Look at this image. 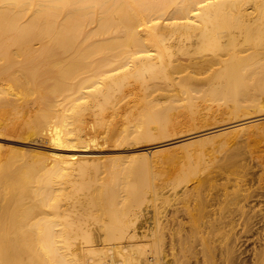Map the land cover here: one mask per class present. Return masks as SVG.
Masks as SVG:
<instances>
[{"label":"bare ground","instance_id":"1","mask_svg":"<svg viewBox=\"0 0 264 264\" xmlns=\"http://www.w3.org/2000/svg\"><path fill=\"white\" fill-rule=\"evenodd\" d=\"M263 101L264 0H0V137L23 143L0 144V264H183L188 252L194 264H264V241L250 256L240 250L235 226L243 218L247 232L254 216L243 205L214 211L207 225L218 240L202 255L198 215L190 231L162 224L208 168L203 143L255 134ZM177 108L250 117L174 140ZM172 144L184 162L157 179L177 159L161 156ZM125 145L128 154L93 153ZM221 159L231 171L239 158Z\"/></svg>","mask_w":264,"mask_h":264},{"label":"rangeland","instance_id":"2","mask_svg":"<svg viewBox=\"0 0 264 264\" xmlns=\"http://www.w3.org/2000/svg\"><path fill=\"white\" fill-rule=\"evenodd\" d=\"M263 104H264V101H263ZM263 104L261 103V107H259L258 108V110L259 111H257V109L256 110H254V112L255 111H257V112H255V114L256 115H254V113L252 114V112H250L249 114H252V116L254 115V116H260V115H263L264 114V112H262L263 110H264V106H263ZM202 105H205V104H202ZM203 107V106H202ZM263 108V109H262ZM205 109H208V108H204V111H206ZM213 109H215V107L213 108ZM222 109V108H221ZM262 109V110H261ZM222 110H220L219 112L217 111V113H216V111L214 112V113H211V114H213V115H209V113H208V115L207 114H205V115H203V118H200L201 116H197V117H191L189 114H187L186 113V111H185V109H183V108H177V109H174L173 111H172V113H173V115H176L177 116V119H179V121L180 122H178L177 121V119H176V123L178 124V128H177V130L173 133L174 134V136L176 137H173V135H172V137L174 138V140H176V139H179V138H181L182 136H181V134L182 135H185L186 136V134H188V135H191V134H194V133H199V132H202V131H205V130H208L207 129V126H210V129L211 128H217V127H220V126H223V123H225L224 125H227V124H230V123H233V122H236V121H238L239 119H242L243 117L244 118H247V117H250V116H246L245 117V115H243V117H235L234 116V118H229V117H227V116H229V115H225L224 113H222L221 112ZM261 112V113H260ZM258 113H259V115H258ZM215 114V115H214ZM221 114H222V116H221ZM185 116L187 117L188 116V118H189V116H190V120L188 119H186L185 118ZM207 116V119L206 118H204V117H206ZM210 116H212V117H210ZM217 116V117H216ZM219 116H221L220 118H219ZM215 117V118H214ZM222 117H224V118H222ZM227 117V119H225ZM181 118H183V119H181ZM209 118V119H208ZM216 119L215 121H213V119ZM218 118V119H217ZM243 118V119H244ZM212 119V120H211ZM220 119V120H219ZM228 119L229 120H231V122H229L228 121ZM235 119V120H234ZM238 119V120H237ZM188 122H187V121ZM218 120V121H217ZM222 120V121H221ZM234 120V121H233ZM219 122V123H217V122ZM229 123H228V122ZM264 119L263 120H261V121H259V125H260V128H258L259 130H257V129H255L254 128V130L252 131V132H250V133H253V132H256L257 133V135H255L254 133V135L253 134H249V133H247V135L245 134V133H238L237 135H236V139H234V140H232L233 139V136L231 137L230 135L231 134H229V136H227V138H224L225 136H223V139H231L230 140V143H227L226 145H232L231 146V151L229 150V148H230V146L228 145V147L227 146H223L224 148H222V146H220L219 144L221 143V141H223V139H219V137H218V139H219V142L220 143H218V140H217V138L215 139L216 140V144H218V146L219 147H217V145H215V147L213 146L214 145V143H212L211 144V142H209V144L210 145H208L207 143L208 142H206V143H203V145H202V147H205L204 149L206 150H210L209 152H211V153H209L207 150V152L209 153V155H208V153H207V156H205L206 154H205V150H204V156H203V154L201 153V157H200V155L198 156L199 158V161L202 163V162H205L206 163V161H207V163H206V165H207V169H203V170H201L200 171V173L198 172V174H197V176H196V178H193V179H191V180H189L188 182H187V188H188V194H190L189 196H187L188 197V200L187 201H185V200H182L184 197L181 195V196H179L180 198H177V199H175V200H172L171 202H175L174 203V205H168L167 206V211H166V216H170V217H167V220H165L164 219V221L162 222V224H164L165 223V221H167L165 224L167 225V227H172L173 225L177 228L178 226V228L177 229H181V231L183 232V231H185L186 229V231H190V229H191V227H192V223H191V214H196V215H198V218H200V219H202L204 222H206V227H204L203 225H199V226H202L203 228H204V231L203 232H201V236L200 237H198L197 238V240L198 241H196L195 242V244L197 245V247L196 248H198V250H200V254L201 253H203V252H206L207 251V245L208 246H211V243L212 244H214V243H216V241L218 240V232L217 231H214L213 229H212V227L209 225H207V223H208V220L213 216V213H214V211H216V210H218L219 209V207L220 206H223V205H225L226 204V207H227V205H228V208L229 207H231L230 209H235V207H233V206H235V205H237V204H240V205H243V208H245L244 209V212H246L245 213V216H246V214H248V213H254V216L252 217V219H251V221H250V223L248 224V230H247V232H242L241 231V226L245 223V219H243V218H241V220L239 219L238 221L242 224H237V226H235V232L236 231H238V233L237 234H240V240H239V245H241V248H240V250H242V249H245V251H244V256H250V252H251V250L253 249V250H258L257 248H260L261 246H260V244H262V242L264 241V129H263V127H264ZM213 122H216V124H213ZM227 122V123H226ZM180 123V124H179ZM209 124V125H208ZM211 124H213V125H211ZM217 124H219V126L217 125ZM204 125L206 126L205 127V129H204ZM217 125V126H216ZM196 126V127H195ZM262 127V128H261ZM200 128V129H199ZM198 129V130H197ZM202 129H204V130H202ZM184 130H185V132H184ZM190 130V131H189ZM195 130H197V131H195ZM200 130H202V131H200ZM189 131V132H188ZM258 131V132H257ZM183 132V133H182ZM259 132H262L263 134H261V133H259ZM186 133V134H185ZM241 134V135H240ZM258 134H260V135H258ZM247 136V137H246ZM229 137V138H228ZM231 137V138H230ZM237 137H238V141H236L237 140ZM240 137V138H239ZM244 137V138H243ZM7 138H10V139H7ZM12 138L14 139V140H12ZM221 138H222V136H221ZM166 139V138H165ZM165 139L163 138L162 139V141L160 140H152V142H148V141H145L144 140V142H145V144H144V142H140L139 144H140V146H143V147H145V148H147V147H149L150 145L152 146L154 143V141L156 142V141H158L159 143H162V142H164L165 141ZM215 140H213L212 142H215ZM240 140V141H239ZM14 141V142H13ZM143 141V140H142ZM234 143H233V142ZM20 142L21 141H19V139L18 138H16V137H14V136H4L3 137V135H2V137H0V144L3 146V151L4 150H8V149H10V148H12V147H19V146H21V145H23V143L21 142V145H20ZM236 142H239L238 144H236L235 145V143ZM3 143V144H2ZM28 143L30 144V146H32L33 144H35L36 142H31V141H28ZM28 143H24V145L25 144H28ZM42 144V145H40V144ZM47 144L46 142H41V141H37V143L35 144V145H33V146H35V147H37V148H40V149H43V150H46V149H48L49 147H47V146H45V145H43V144ZM151 143H153V144H151ZM247 143V144H246ZM251 143V144H250ZM149 146H148V145ZM197 144L199 145V143H196V144H194L193 145V147L194 148H200L201 147V144L197 147ZM7 145V146H6ZM10 145H12V146H10ZM39 145V146H38ZM175 145H177V144H172L171 146L172 147H170L169 146V148L171 149H167V150H165V151H167V153H166V155L164 154V152H161V156L162 157H165V156H167V155H169V156H171V157H174V158H177L176 159V161H174V162H172V163H167V164H165V166H164V168L165 169H163L162 170V173H161V175L160 174H158V176H157V179H165L166 178V180H168V179H172V178H174L178 173H179V167H180V164H182V162H184L183 160H181L180 159V157L182 156V154L181 153H184L181 149L182 148H179L178 146H175ZM205 145V146H204ZM207 145V146H206ZM5 146V147H4ZM10 146V147H9ZM125 146H127V145H125ZM125 146H123L122 148H120V147H116V148H114V149H112L113 147H111V146H105L104 148H105V150H104V148L102 147V148H99V149H96V150H94L93 151V153L94 154H96V155H115L116 153L118 154L119 153V155H124V154H128V153H130L132 150L131 149H133V147L130 145V146H127V148H128V151H127V148L125 147ZM150 146V147H151ZM209 146V147H208ZM210 146H213L212 148H215V149H213V151H212V149H211V147ZM220 148V149H217V148ZM226 147V148H225ZM232 147H234V148H232ZM238 147V148H237ZM108 148V149H107ZM163 148H165V147H162V149ZM209 148V149H208ZM121 149H123V150H121ZM176 149V150H175ZM178 149H180V151L178 150ZM217 149V150H216ZM232 149H234V152H232L233 150ZM125 150V151H124ZM131 150V151H130ZM170 150V151H169ZM178 150V151H177ZM99 151V152H98ZM113 151V152H112ZM115 151V152H114ZM118 151V152H117ZM236 151H238V152H236ZM97 152V153H96ZM101 152V153H100ZM103 152V153H102ZM107 152V153H106ZM109 152V153H108ZM219 152V153H218ZM228 152V153H227ZM236 153L237 154V158H239L238 160H237V164L232 168V170L231 171H229V170H225V169H222V168H220V165H221V161H223L224 159H221V157H224L225 158V156H227L229 153ZM106 153V154H105ZM111 153V154H110ZM113 153V154H112ZM122 153V154H121ZM124 153V154H123ZM175 153H177V154H175ZM181 155H180V154ZM242 153H244V154H242ZM249 153V154H248ZM116 154V155H117ZM221 156V157H220ZM241 157V158H240ZM204 158V159H203ZM206 158H207V160H206ZM196 159V158H195ZM243 159H244V161H243ZM182 162H181V161ZM221 160V161H220ZM215 161V162H214ZM220 161V162H219ZM243 162V163H242ZM240 163V164H239ZM172 164H175V166L176 167H174ZM210 164H211V166H210ZM218 165V164H220V165H218L217 167H215L216 165ZM171 165V166H170ZM238 165V166H237ZM169 167V168H168ZM249 167V168H248ZM167 168V169H166ZM172 168V169H171ZM178 168V169H177ZM210 168H212L213 170H211ZM215 168V169H214ZM219 171H218V170ZM222 169V170H221ZM241 169V170H240ZM169 170V171H168ZM176 170V171H175ZM222 172H221V171ZM176 172V174H175V172ZM174 172V173H173ZM203 172V173H202ZM212 172H214L213 173V175L211 174ZM171 173V174H170ZM219 175H218V174ZM223 173V174H222ZM225 173V174H224ZM244 175H243V174ZM246 173V174H245ZM173 174V175H172ZM205 175V176H204ZM210 176V180H208L207 182H205V183H203V184H201L200 182H198V180H197V178H200V180H203V178H209V176ZM216 177H215V176ZM229 175V176H228ZM252 177H251V176ZM256 175V176H255ZM163 176V177H162ZM213 176V177H212ZM223 176V177H222ZM238 176H242V177H240L239 178V180L241 181L240 183L242 184V188H241V184H239V180H238ZM259 176V177H258ZM158 177H160V178H158ZM220 177H222V179L220 178ZM226 177V178H225ZM231 177V178H230ZM237 177V178H236ZM212 178V179H211ZM216 178V179H215ZM219 178H220V180H219ZM224 178V179H223ZM234 178V179H233ZM259 178V179H258ZM156 179V180H157ZM214 179V180H213ZM225 179H227V180H225ZM231 179V180H230ZM243 179V180H242ZM155 180V181H156ZM213 180V181H212ZM219 180V181H218ZM254 180V181H253ZM159 181V180H158ZM157 181V182H158ZM218 181V182H217ZM229 181V182H228ZM156 182V183H157ZM212 182V183H211ZM220 182V183H219ZM234 182V183H233ZM237 182V183H236ZM159 183V182H158ZM194 183V184H193ZM197 183V185H195ZM206 183L208 184L207 186H206ZM215 185H214V184ZM223 183V184H222ZM236 183V184H235ZM246 185H245V184ZM255 183V184H254ZM192 184H193V186H192ZM200 184V185H199ZM211 184V185H210ZM205 185V186H204ZM223 185V186H222ZM235 185H237V187L235 186ZM254 185V186H253ZM192 186V187H191ZM195 186V187H194ZM199 186V187H198ZM248 186V187H247ZM197 187V188H196ZM226 188V190H225V188ZM239 187V188H238ZM191 188V189H190ZM195 188V189H194ZM220 188V189H219ZM221 188H223V189H221ZM233 188V189H232ZM247 188L250 190H247ZM241 189V190H240ZM252 189H254L253 190V192L254 193H252L251 191H252ZM190 190H191V192H190ZM220 190V191H219ZM243 190V191H242ZM235 191V192H234ZM198 192V193H197ZM230 192V193H229ZM219 193V194H218ZM225 193V194H224ZM232 193V194H231ZM242 193H244V194H242ZM221 194V195H220ZM236 194V195H235ZM249 194V195H248ZM194 195V196H193ZM225 195H226V198L229 196V195H231L230 197H228L229 199H227V201H226V198H225ZM233 195H235V196H233ZM245 195V196H244ZM193 196V197H192ZM243 196H244V198H243ZM178 197V196H177ZM182 197V198H181ZM236 197H239L240 198V201H238L239 200V198H238V200H237V198L235 199ZM246 197V198H245ZM194 198V199H193ZM225 198V200H223ZM181 199V200H180ZM231 199V200H230ZM228 200H229V203H228ZM183 201H184V203H183ZM235 201V202H234ZM186 202V203H185ZM217 202V203H216ZM220 202H221V204L222 205H220ZM227 202V203H226ZM240 202V203H239ZM224 203V204H223ZM181 204V205H180ZM190 204V205H189ZM235 204V205H234ZM187 205V206H186ZM255 205V206H254ZM175 206V207H174ZM238 206V205H237ZM179 208V209H178ZM187 208V209H186ZM194 208V209H193ZM175 209V210H174ZM189 209V210H188ZM252 209H254V210H252ZM187 210L189 211V212H187ZM191 210V211H190ZM256 210V211H255ZM190 212H191V214H190ZM187 213V214H186ZM202 213V214H201ZM190 214V215H189ZM200 214H201V216H200ZM172 220V222H170ZM150 221H152V220H150ZM169 221V222H168ZM175 221H176V223H175ZM178 223L180 224V225H178ZM164 224V225H165ZM182 225V226H181ZM184 226V227H183ZM167 227H166V230H167ZM182 227V228H181ZM236 227H238V228H236ZM241 227V228H240ZM165 229V228H164ZM164 229H163V232H164V237H166V238H164V243H168L169 244V232H167L166 230L164 231ZM179 229V230H180ZM183 229V230H182ZM241 231V233H240V231ZM168 233V234H167ZM245 233V234H244ZM167 234V235H166ZM175 237H177V236H175ZM214 240V242H212ZM175 241H176V239H175ZM261 242V243H260ZM166 243V245L165 244H163V247H165V251H166V253H167V257L168 256H170V254H168L169 253V251H170V249H168V244ZM198 243V244H197ZM195 245V246H196ZM257 246V247H256ZM167 248V249H166ZM256 248V249H255ZM168 250V251H167ZM252 250V251H253ZM190 252H188V253H186V256H188V258L187 257H185V261L183 262V264H185L186 263V260L188 261V259H189V257H191V254H189ZM202 255V254H201ZM199 257H201L200 255H198ZM205 257H208V256H205ZM208 260V262L210 261V259L208 258L207 259ZM192 262V263H191ZM187 264H194L193 263V258L191 257L190 259H189V261L187 262ZM200 264H203V263H201L200 262ZM210 264V263H209Z\"/></svg>","mask_w":264,"mask_h":264}]
</instances>
